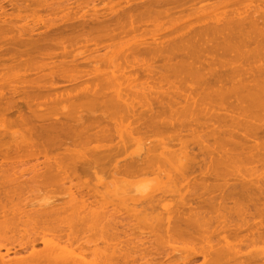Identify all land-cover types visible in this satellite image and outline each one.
I'll use <instances>...</instances> for the list:
<instances>
[{
    "label": "bare ground",
    "instance_id": "obj_1",
    "mask_svg": "<svg viewBox=\"0 0 264 264\" xmlns=\"http://www.w3.org/2000/svg\"><path fill=\"white\" fill-rule=\"evenodd\" d=\"M132 1L131 12L125 10L116 18H126L118 22L120 31L130 26L125 31L136 36L143 20L153 18V32L149 31L153 45L155 28L173 29L170 33L178 36L177 42L189 47L187 53L179 45L171 56L162 53L166 55L162 61L161 53L153 54L164 42L158 40L153 47L138 34V39L128 38L124 44L130 43L121 47L122 37L119 42L114 37L120 48L112 45L113 53L100 57L106 63L100 65L107 67L94 68L92 73L91 85L97 89L86 84L85 94L72 101L69 112L60 113L63 121L53 119L59 112V108L51 110L49 103L54 106V100L47 103V113L36 111L40 105L34 107L41 99L34 86L48 83L57 72V67L50 70L44 62L38 66L49 58L40 54L43 50L28 54L25 46L26 51L21 47V53L9 56L12 47L18 51L23 46L18 41L19 45L10 42L16 46L0 50V264H198L199 259L200 264H264L263 14L255 16L258 11L253 12L252 4L239 8L244 0L234 1L233 9L228 0H171V5L170 0ZM190 1L194 6L210 2L195 6L193 17L183 11ZM36 2L34 7L44 3ZM136 16L141 20L138 26L132 21ZM191 16L196 17L193 26L198 22L200 27L193 28L191 35L185 33L188 30L180 33L177 28L189 27L185 22ZM26 19L20 28L35 33L39 20L31 26ZM6 21H0V35L19 27ZM28 35L23 36L26 43L32 37L28 40ZM211 36L221 42H213ZM142 46H146L144 55L156 59L160 54L158 60L164 64L159 70L144 60V68H155L164 77L142 67L135 71H153L158 78L145 74L152 79L149 82L145 75V79L140 73L134 75V63L141 59L135 50ZM179 51L185 59L177 58L183 61L180 65L174 58L169 60ZM65 67L62 72L69 66ZM60 100L57 104L63 103ZM135 144L141 150L128 153ZM147 176L154 177L155 185L149 193L142 191L149 182L133 180Z\"/></svg>",
    "mask_w": 264,
    "mask_h": 264
},
{
    "label": "rangeland",
    "instance_id": "obj_2",
    "mask_svg": "<svg viewBox=\"0 0 264 264\" xmlns=\"http://www.w3.org/2000/svg\"><path fill=\"white\" fill-rule=\"evenodd\" d=\"M9 1V2H8ZM11 1L12 0H0V21H2V20H7L6 22H16V23H18L19 24V27H17L18 25H16V30H17V28H20L21 26H23L26 22H24L25 20V18H27L26 19V21H28V20H30L28 23H30L31 22V26H35V24H37L36 25V28H34V32L35 33H33V34H31V32H30V34L29 33H27L26 31H24L23 32V30L21 29V32H20V30H17V32H20L19 34L16 32V30H15V32L14 33H11V32H13L14 31V29H12L11 31H10V33H8L7 31L6 32H4L5 33V35H0V37L1 36H3L2 37V39H0L1 41H2V44H0L1 46L0 47H2V48H0V50H3V48H7V50L8 49H11V46L8 48V45H14V44H17V45H19L18 43H15V42H21V43H23V46H19L18 47V49L20 48V50H18V51H16V48L17 47H12L14 50V52L13 51H11V50H9V52H11V55H9V56H12V54H14V55H17L18 53H21L23 50H25L26 49V47H27V49H30V50H25L26 51V53L28 52V54H33V55H35V53H40L41 52V50H43L42 51V53H40L41 55H46V56H48L49 58H44V61H41V62H38L37 64H38V66L39 65H41V63L42 62H44V63H42V65L43 64H48L49 66H48V68L50 69V70H54V69H56V67H57V72L55 73V71L56 70H54V73H53V71H52V78L54 79V81H52V80H50V78H49V80L50 81H52V83H53V85H52V83H50V81L48 82V83H46V81L45 82H43L42 84H40L39 86H34V89H35V93L36 94H39L40 95V97H41V99H40V101H36L35 102V106L34 107H36V106H39L40 105V108H39V110H36V111H39V113L41 112H43V113H47L49 110H48V108H52L51 110H52V112H56L57 111V109L59 110V112L57 111L56 113H54V114H51V115H54L53 116V119H59L60 117H61V112H62V116H64V113H67L66 111L71 107V105H73V104H71V103H73L72 101H76L77 100V98H78V96H80V95H82L83 93L85 94V91H86V88L88 87V88H90V85L92 84L91 83V81H93L94 79V77H95V74L94 75H92V73H93V70H94V68H100L101 69V67H102V69L103 68H106L107 66H103L104 64H106L105 62L104 63H102L101 61H100V59L102 58V57H108L109 55H111V52H112V49H113V47L115 46V48L116 49H119L120 47L118 46V45H120V44H123V45H126L127 43H130V42H127L126 44H124L126 41H128L130 38H136V36H138V34L139 35H141L142 37H143V39L142 40H147L146 42L147 43H151L152 44V46L153 47H155V45L157 44V42H161V45L163 44V42L165 43L164 44V46L163 47H165V45H168V46H166V47H168V49L170 48V51L165 47V48H163V47H159L160 49H158L157 47H156V52L154 51V54L153 55H155L156 53L158 54V53H166L167 54V56L168 55H170L171 56V50H172V52L173 51H175V48L176 47H178L180 44L178 43L179 42V39H178V36L176 37V35L174 34V32H172L173 33V35H172V33H170L171 32V30H173V29H171V30H169V31H166V30H163V29H161L160 30V28L159 29H156L155 27V29L154 30H156L157 31V33H153L154 35L155 34H157L155 37V39H157L156 40V43H154V45H153V38L154 37H152V36H149V31H150V29H153V23H152V20H153V18H151V20H149V19H147V21L146 20H143V26L141 27V26H139V27H141V28H138L137 27V29H141V30H137L138 31V33H136V36H135V33H134V35H133V33H131V35H130V32H126V31H129V30H131V29H127V28H129L130 26H127V27H122V28H125V30H121V31H124L125 33H126V35H127V33H128V35H129V37H127L125 34L124 35H122V34H120L121 33V31L118 29V28H120V27H118V26H121L122 24H120V25H118L119 23V20H123L122 18H125V17H123V16H121V18L117 21L116 20V18H117V16H118V14H120V13H122V12H124L125 10L126 11H129V13L131 12V10H130V7L132 6V5H135L134 4V1H130V0H121L120 2H117L118 0H49L48 1V3L46 4V0L44 1V0H42L41 2H39V0H35V1H37L36 3H43V4H41V6H43V7H41V6H39V5H35V7H34V4L35 3H32V2H35L34 0L31 2L30 0L28 1V3H27V0H13L14 2L13 3H11ZM92 1V2H91ZM130 1V2H129ZM167 1V0H166ZM212 2H213V0H211ZM234 1H237V0H233V1H229L228 0V2H227V0H226V2H227V5L229 6V4H230V6H229V9L230 8H232L231 7V4L232 3H236V2H234ZM241 0H238V2H240ZM194 2V1H193ZM208 2H210V1H205V2H202L200 5H203V4H207ZM230 2V3H229ZM237 2V3H238ZM253 2V3H252ZM86 3H89V4H86ZM133 3V4H132ZM188 3V2H187ZM186 3V7H187V9L186 8H184V6H183V8L185 9H183V11H184V13H193V15L192 14H190V15H192L193 17L194 16H197V15H194V14H196L197 12H196V7L195 6H200V5H193L194 3H192L191 1L187 4ZM192 5H191V4ZM33 4V5H32ZM48 5L49 7H47L46 5ZM171 4H174V2H171V0H170V2H169V4L168 5H171ZM234 4H232V6L234 5ZM251 5L252 4V7L254 8V7H256V11L254 10H250L249 9V11L251 12V11H253V12H257V13H253V14H256L255 16H258L259 18H261L260 16L262 15V17L264 16V0H244V3H243V5H242V7L241 6H239V8H243V7H245V5L247 6V5ZM187 5H191V6H187ZM226 5V6H227ZM255 5V6H254ZM25 6V7H24ZM26 6H28L27 8H28V10H29V12H27L28 10L26 9ZM33 6V7H32ZM36 6H39V7H41V9L39 8V7H37L36 8ZM113 6V7H112ZM167 6V5H166ZM235 6V5H234ZM233 6V7H234ZM23 7L26 9H23ZM32 7V8H31ZM45 7V8H44ZM47 7V8H46ZM168 7V9L170 8V6H167ZM166 7V8H167ZM189 7H191V8H189ZM33 8H35V9H33ZM49 8V9H48ZM112 8H114L113 9V11H111V9ZM235 8V7H234ZM257 8H259V10L257 9ZM38 9V10H37ZM40 9V10H39ZM47 9V10H46ZM178 9V8H177ZM177 9H176V11H177ZM195 9V10H194ZM233 9V8H232ZM260 9H263L262 10V13H261V10ZM30 10H32L31 12H30ZM35 10V11H34ZM181 10H182V8H181ZM181 10H180V7H179V12H181ZM194 10V11H193ZM182 11V12H183ZM241 11H243V9L241 10ZM33 12V13H32ZM34 12H36V13H34ZM178 12V11H177ZM194 12H196V13H194ZM220 12V11H219ZM260 12V13H259ZM39 13V14H38ZM252 13V12H251ZM5 14V15H4ZM28 14V15H27ZM35 14H37L36 15V17H35ZM252 14V16H254ZM261 14V15H260ZM12 15V16H11ZM15 15V16H14ZM21 15V16H20ZM27 17H26V16ZM30 15V16H29ZM41 16V17H43V19L41 18V17H39V16ZM251 15V14H250ZM5 16H7V17H5ZM16 16H20V17H16ZM25 16V17H24ZM32 16V17H31ZM34 16V17H33ZM45 16V17H44ZM191 16V17H192ZM254 16V17H255ZM28 17H29V19H28ZM52 19H51V18ZM120 17V16H119ZM118 17V18H119ZM190 17V18H191ZM189 18V20L187 21L186 20V24H187V22H188V24H189V27H184V28H177L178 30H180V33H181V31H182V33L183 32H185L186 30H188V31H186L185 33H188V34H192V30H193V28H197V27H200V24H198V22H197V25H196V23H195V25L193 26V21H195V19H196V17H195V19L194 18ZM6 18V19H5ZM33 18V19H32ZM35 18H37V20L35 19ZM45 18H49V20H50V22H49V20L48 19H45ZM117 18V19H118ZM138 17L136 16V18H133V20L132 21H134V22H136L135 24H137V26H138V22L139 21H141V20H138L137 19ZM14 19V20H13ZM15 19H17V21L15 20ZM22 19V20H21ZM35 19V20H34ZM263 19H264V17H263ZM19 20V21H18ZM32 20V21H31ZM39 20V21H38ZM41 20H43V23H41L42 21ZM125 20H126V18H125ZM22 21H23V23H22ZM33 21L35 22H37V23H35L34 25H33ZM115 21H117V22H115ZM127 21H129V19L127 18ZM190 21V22H189ZM198 21V20H197ZM22 23V25H21V23ZM40 22V23H39ZM53 22V23H52ZM55 22V23H54ZM123 22V21H122ZM124 22H126V21H124ZM192 22V23H191ZM196 22V21H195ZM45 23V24H44ZM52 23V24H51ZM116 24V27H115V24ZM133 23V22H132ZM146 23V24H145ZM147 23H149V24H147ZM40 24V25H39ZM47 24V25H46ZM54 24H57V25H54ZM134 24V23H133ZM134 24V25H135ZM145 24V25H144ZM151 24V25H150ZM21 25V26H20ZM53 25V26H52ZM107 25L108 26H110V27H107ZM118 25V26H117ZM6 26V25H5ZM50 26V27H49ZM52 26V27H51ZM54 26H56V28H55V30H54ZM133 26V25H132ZM136 26V25H135ZM44 27V28H43ZM47 27V28H46ZM37 28H38V30H37ZM39 28H40V30H39ZM42 28V29H41ZM108 28H109V30H108ZM131 28V27H130ZM133 28H134V26H133ZM166 28V27H165ZM188 28V29H187ZM50 29H53V30H50ZM134 30H135V32H137L136 31V28H134ZM133 30V31H134ZM178 30H176L175 31V33L177 32L178 33V35L180 34L179 32H178ZM183 30H185V31H183ZM191 30V31H190ZM38 31H39V33H38ZM46 31V32H45ZM47 31H48V33H47ZM37 32V33H36ZM51 34H50V33ZM55 33V34H53L54 35V37H55V35L56 34H59L60 36H58L59 38L61 37V39H58V37H56V38H54L53 37V35H52V33ZM58 32V33H57ZM139 32H141V33H139ZM151 32H153L152 30L150 31V34H151ZM6 33H8V34H6ZM26 33H27V35H28V37H27V39L29 40L30 39V37H31V35H32V37H33V35H34V37L32 38L31 37V39L26 43V38H25V41L23 40L24 39V37H26L27 35H26ZM40 33H41V35H40ZM184 33V34H185ZM3 34V33H2ZM23 34H25V35H23ZM40 36H39V35ZM45 34V35H44ZM47 34H49V36L50 37H52L51 39H50V42L49 43H47L49 40V38L47 39V41L45 40V42H43L44 41V39L46 38H42V37H44V36H47ZM61 34H62V36H61ZM152 34V35H153ZM19 35V36H18ZM20 35H22V36H20ZM64 35H65V38H64ZM133 35V36H132ZM158 35H159V37H158ZM172 35V36H171ZM175 35V36H174ZM187 35V34H186ZM5 36H6V38H5ZM12 36V37H11ZM15 36H17V37H19V38H16L15 39ZM24 36V37H23ZM169 36V37H168ZM170 36H171V38H170ZM180 36H182V34L181 35H179V37ZM8 37V38H7ZM36 37V38H35ZM70 37V38H69ZM116 38V40L115 39H113V38ZM120 37H122L123 38V41H122V38L120 39L121 40V43H118L120 40H118ZM140 37V36H139ZM149 37H151L150 39H149ZM161 37V38H160ZM3 38H5L6 40H4ZM22 38V39H21ZM37 38H38V40H40V38L43 40V41H39V42H43V43H39L38 41H35L36 43L38 42V44H37V47H36V43H34V40L36 39L37 40ZM65 40H64V39ZM67 38H69V39H67ZM73 38V40H74V43H73V40L71 41L70 39H72ZM75 38V39H74ZM76 38H77V40H76ZM110 38H111V40H110ZM129 38V39H128ZM164 38H167V39H164ZM168 38H170V39H168ZM176 38V39H175ZM181 38V37H180ZM196 38V37H195ZM11 39H15L16 41H12ZM68 40V42H63V41H67ZM112 39L114 40V41H118L117 43H118V47H116V42H114L113 43V41H112ZM127 39V40H126ZM136 39H138V37L136 38ZM162 39V40H161ZM183 38H181V42H183V40H182ZM210 39L213 41V42H221V39L220 38H218V39H216L214 36H211L210 37ZM56 40V41H55ZM125 40V41H124ZM139 40H141L140 38H139ZM150 40V41H149ZM152 40V41H151ZM159 40V41H158ZM169 40H171V42L169 41ZM172 40H174V41H176L177 42V40H178V44L175 42L174 43V41L172 42ZM198 40V39H197ZM5 41V42H4ZM8 41V42H7ZM30 41H32V42H30ZM52 41V42H51ZM54 41V42H53ZM59 43H58V42ZM61 41L63 42V43H61ZM169 41V42H168ZM7 42V43H6ZM10 42H14V44H12V43H10ZM58 43V44H56V43ZM69 42H71V43H69ZM123 42V43H122ZM166 42H168V44L166 43ZM197 42V41H196ZM198 42H199V40H198ZM1 43V42H0ZM5 43H6V45H5ZM31 43V45L33 46H31V45H29ZM33 43V44H32ZM50 43L51 44H53L51 47H50ZM61 43V44H60ZM111 43H113V44H111ZM185 43V42H184ZM183 43V44H184ZM193 44L192 45H194L195 44V40L192 42ZM34 44H35V46H34ZM151 44L149 45V46H151ZM160 44V43H159ZM170 44V45H169ZM183 44H181V45H183ZM22 45V44H21ZM41 47V49H40V47ZM112 45H114V46H112ZM180 45V46H181ZM4 46V47H3ZM5 46H7V47H5ZM14 46H16V45H14ZM26 46V47H25ZM32 47V49H31V47ZM121 47H122V45H120ZM151 46V47H152ZM173 48H172V47ZM21 47H24V49L21 51ZM39 47V48H38ZM109 49H108V48ZM145 47L146 46H142L141 47V51L139 50V49H137V50H135V51H138V52H140V55L137 57V58H141L140 59V61H137V60H135V61H137V62H141L142 61V63H140L141 65H139L137 62H135L134 64H137L138 65V68H136L137 67V65H135L134 66V71H133V68H131L130 69V67L129 66H127L126 65V68H128V71H130V70H132L133 71V73L134 72H136L135 71V69L136 70H138L140 67H142V68H144V65H146V61H150V65L151 66H155V68L156 67H158L157 69H159V68H161V67H164L163 65H162V63H160V62H162L163 60H164V56H165V58H166V55H163L162 54V56H163V58L161 57V55L159 54V56L158 57H156V59L154 58L153 59V55H149V54H143L144 52L143 51H145L144 49H145ZM184 47V45L183 46H181V51L183 50L184 52H183V54H185V53H187V48H189L187 45H185V48H186V50H185V48H183ZM38 49L36 52H34L35 51V49ZM126 48H127V46H126ZM140 48V47H139ZM179 49H180V47H178ZM51 49V50H50ZM152 49V48H151ZM109 50V51H108ZM114 50V49H113ZM152 50H155L154 48L152 49ZM176 50H177V48H176ZM194 51V49H188V51L189 52H193ZM5 50H3V52H4ZM16 51V52H15ZM24 51V52H25ZM44 51H45V54H44ZM48 51V52H47ZM51 51H52V53H51ZM151 51V50H150ZM181 51H179V54L177 55V53H175L177 56H179L180 55V52ZM1 52V51H0ZM8 52V51H7ZM23 52V53H24ZM143 52V53H142ZM151 52H153V51H151ZM113 53V52H112ZM146 53H149L148 51L146 52ZM108 54V55H107ZM136 53H134V55H135ZM138 54V53H137ZM175 54H174V56H175ZM182 54V53H181ZM37 55V54H36ZM39 55V54H38ZM107 55V56H106ZM147 56V57H146ZM149 56H150V58H149ZM156 56V55H155ZM170 57L169 58V60L172 58V60H173V58L174 59H176V63H179L180 61H181V59L183 58V56L182 55H180V57ZM50 57H51V59H50ZM101 57V58H100ZM161 57V58H160ZM161 59V60H158V59ZM177 58H181L179 61H178V59ZM53 59V60H52ZM149 59V60H148ZM168 59V58H167ZM132 60V59H131ZM130 60V61H131ZM144 60H145V62H144ZM155 60V61H154ZM183 61L185 60V59H182ZM105 61H106V59H105ZM152 61V62H151ZM183 61H181L182 63H183ZM133 62V61H132ZM132 62H130V64H132L131 65V67L134 65ZM173 62V61H172ZM172 62H171V65H172ZM100 63H102L101 65H100ZM170 63V62H169ZM181 63V64H182ZM61 64V65H60ZM149 64V63H148ZM147 64V65H148ZM160 64L162 65L161 67H159L160 66ZM64 65V66H63ZM148 66V67H151V66ZM168 65V64H167ZM170 65V64H169ZM176 65V64H175ZM178 65V64H177ZM179 65H180V63H179ZM178 65V66H179ZM67 66H69V67H66ZM153 66V67H154ZM177 66V67H178ZM54 67V68H53ZM61 68V70H60V68ZM62 67L64 68H66V69H64L65 71H66V73L68 74H66L65 73V71H63L62 72ZM169 67V66H168ZM171 67V66H170ZM59 68V69H58ZM147 68V66H145V68L144 69H146ZM155 68H152V69H154V71L155 72H157V69H155ZM167 68V67H166ZM48 69V70H49ZM101 69V70H102ZM130 69V70H129ZM144 69H143V71H144ZM147 69H149V68H147ZM152 69H149V70H152ZM58 70H60L61 72H58ZM105 70V69H104ZM160 70V69H159ZM158 70V71H159ZM162 70V69H161ZM166 70V69H165ZM165 70H162V71H164V72H167V71H165ZM168 70H170V68L168 69ZM92 71V72H91ZM146 71H148V70H146ZM91 72V73H90ZM127 72V71H126ZM152 73H153V71H151ZM155 72L153 73L154 75H155V77H157L158 75H163V74H160V73H163V72H157V76H156V74H155ZM169 72V71H168ZM42 72H40V73H38L39 74V76H40V74H41ZM57 73H58V75H57ZM62 73V74H61ZM129 73V72H128ZM138 73H140V75H142V77L144 78V76L143 75H147V76H149L150 74H152V73H150V71H149V73L147 72V73H145V74H141L142 73V70L141 71H138ZM137 72H136V74L137 75H135V73H134V75L135 76H138L139 77V74H138ZM36 74V77H37V73H35ZM35 74H33L32 73V75H34L35 76ZM90 75V77H88L89 75ZM132 74V73H131ZM152 74V75H153ZM165 74V73H164ZM167 74V73H166ZM70 75V76H69ZM72 75V76H71ZM133 75V74H132ZM145 75V76H146ZM29 76H30V74H29ZM29 76H26V78L28 79V77ZM38 76V77H39ZM61 76H62V78H63V80L61 79ZM94 76V77H93ZM145 77L146 79H147V81H149V80H151V81H149V82H152V79H149L148 80V78L149 77ZM167 76V75H166ZM23 77H25V76H23ZM68 77V78H67ZM72 79H71V78ZM78 77V78H77ZM81 77V78H80ZM134 77V76H133ZM137 77V78H138ZM152 77H154V76H152ZM151 77V78H152ZM159 77H161V76H159ZM162 77H164V75L162 76ZM161 77V78H162ZM30 79H31V77H29ZM57 78H59V79H57ZM67 78V79H66ZM141 78V77H140ZM144 78V79H145ZM158 78V77H157ZM157 78H154V79H156V83L158 82L157 81ZM161 78L160 79H158V80H160L161 81ZM39 79H40V77H39ZM57 79V80H56ZM80 80L79 82H78V80ZM41 80V79H40ZM62 80V81H61ZM143 80V79H142ZM27 81V80H26ZM56 81V82H55ZM59 81V82H58ZM81 81H83V82H81ZM87 81H88V83H87ZM146 81V80H145ZM144 81V82H145ZM141 82H143V81H140L139 82V84H141ZM143 82V83H144ZM153 82H155V80L153 81ZM50 83V84H49ZM58 83H59V85H58ZM49 84V85H48ZM86 84H87V87H86ZM44 85H45V87H47L46 88V90L50 93V92H52L50 95H49V93L48 92H45L46 90H45V88H44ZM48 85V86H47ZM51 85V86H50ZM55 85H58V87L57 86H55ZM93 85V84H92ZM91 85V86H92ZM19 86V85H18ZM52 86H54V88L52 87ZM97 86V85H96ZM96 86L94 87V86H92V88L93 89H97L96 88ZM51 87V88H50ZM56 87V88H55ZM166 87V86H165ZM20 88H24V87H20ZM44 88V89H43ZM60 88V89H59ZM85 88V89H84ZM34 89H33V91H34ZM53 89V90H52ZM81 89H83L84 90V92H83V90H81ZM44 90V91H43ZM57 90H59V91H57ZM78 90V91H77ZM80 90V91H79ZM63 93H62V92ZM68 91V92H67ZM70 91V92H69ZM82 91V92H81ZM45 92V93H44ZM80 92V93H79ZM46 93H48V95L45 97V94ZM56 93V94H55ZM62 93V94H61ZM73 93V94H72ZM75 93V94H74ZM79 93V94H78ZM60 94V95H59ZM65 94V95H64ZM53 95H55V96H53ZM70 95V96H69ZM74 95H75V97H74ZM67 97V98H66ZM69 97V98H68ZM77 97V98H76ZM59 98V99H58ZM61 99V100H60ZM54 100V106H55V104H56V106L57 105H59V106H57V108H55L54 106H51L52 105V103L53 102H51V101H53ZM62 101L63 100V103H60V104H57V102L56 101ZM65 100V101H64ZM48 101V102H47ZM49 101L51 102V103H49ZM68 101H71L70 103H68ZM17 102H19V101H17ZM67 102V103H66ZM78 102V101H77ZM22 103V102H21ZM47 103H49V105H50V107H49V105L47 104ZM76 103V102H75ZM78 104V103H77ZM18 105H20L19 103H18ZM24 104H22L21 106H23ZM63 105H64V107H63ZM70 105V106H69ZM66 106V107H65ZM69 106V107H68ZM76 106V105H75ZM74 107V106H73ZM77 107V106H76ZM56 109V111H53V110H55ZM71 109V108H70ZM69 109V110H70ZM24 110V109H23ZM69 110H68V112H69ZM73 110H75V108H73ZM78 111V113L80 112L81 114H82V110L80 109H77ZM26 111V110H25ZM75 112H76V110H75ZM17 112L16 111H14L13 113H12V116H13V114H15V115H17L16 114ZM26 113H29V111H27ZM72 113L73 114H75L76 116H77V113H74L73 111H72ZM80 113H79V115H80ZM28 115H30V114H28ZM58 115V116H57ZM60 115V116H59ZM66 116V115H65ZM14 117V116H13ZM58 117V118H57ZM63 119H65L64 117H62ZM62 118H60V121H61V119ZM63 119H62V121H63ZM139 151V150H141V147L139 146V149H138V146L135 144V145H132V147L130 148V150H129V152L128 153H131V152H136V151ZM144 150V149H143ZM142 150V151H143ZM137 151V152H138ZM141 151V152H142ZM136 152V153H137ZM142 153H144V151L142 152ZM147 178H149L148 180H146ZM147 178L146 177H144L143 179L141 178L140 180H139V178H135V179H133L135 182L137 181H146V182H149V184H147L146 185V187L147 188H145V190H143L142 189V191H144V192H147V193H149L150 191H152V189H150V188H153L155 185L154 184H151V181L153 180V178L150 176H147ZM152 179V180H151ZM132 181V180H131ZM136 182V183H137ZM152 185H153V187H152ZM156 188V187H155ZM141 193V190H138V192H137V194H140ZM202 262V260L201 259H199L198 260V264H200Z\"/></svg>",
    "mask_w": 264,
    "mask_h": 264
}]
</instances>
